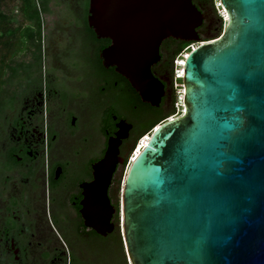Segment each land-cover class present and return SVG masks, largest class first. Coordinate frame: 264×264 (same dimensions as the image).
I'll list each match as a JSON object with an SVG mask.
<instances>
[{"label": "water", "instance_id": "1", "mask_svg": "<svg viewBox=\"0 0 264 264\" xmlns=\"http://www.w3.org/2000/svg\"><path fill=\"white\" fill-rule=\"evenodd\" d=\"M220 35L200 38L194 0H89L88 25L110 40L101 57L159 106L152 71L167 38L198 42L183 65V114L159 123L108 197L120 138L86 186L85 224L118 226L129 264H264V0H220Z\"/></svg>", "mask_w": 264, "mask_h": 264}, {"label": "flooded vegetation", "instance_id": "2", "mask_svg": "<svg viewBox=\"0 0 264 264\" xmlns=\"http://www.w3.org/2000/svg\"><path fill=\"white\" fill-rule=\"evenodd\" d=\"M47 6L40 29L34 26L39 38L32 40L29 59L17 58L2 85L0 264H97L100 239L108 243L121 232L117 212L116 227L107 235L86 226V186L110 139L118 136L107 193L119 205L122 173L148 132L142 113L170 107L174 96V64L165 56L174 38L163 40L161 59L152 66L165 84L160 105L152 106L103 62L110 40L89 27V0H49Z\"/></svg>", "mask_w": 264, "mask_h": 264}, {"label": "trees", "instance_id": "3", "mask_svg": "<svg viewBox=\"0 0 264 264\" xmlns=\"http://www.w3.org/2000/svg\"><path fill=\"white\" fill-rule=\"evenodd\" d=\"M199 2L204 6L202 10L206 15L203 25L198 28L200 38L205 40L210 36L221 34L223 31L221 26L222 18L214 7L215 0H199ZM48 3L49 0H0V90L2 89L5 74L11 67L14 57L26 49L29 41L39 38V35L38 37L35 36L33 29L34 26L40 29V24L42 23L41 12L48 9ZM194 3L199 6L197 1L194 0ZM212 16L216 18L213 23H211ZM216 16L219 17L217 18ZM172 43L175 47L170 46V54H165V56L169 57L170 62L173 64L175 58L183 53H189L193 45H199L198 42H187L179 39H173ZM179 84L182 85V81ZM171 85L170 87H172ZM173 95L170 107H167V105H164V107L161 105L160 108L151 107L147 109L146 113H142L144 115L141 116L149 121L147 125L148 132H151L159 123L173 115L174 103L177 101L174 88ZM116 207L119 209L118 202ZM115 218L118 222L119 211H117ZM113 240L118 242L119 245L117 247L122 249L125 264H128L121 233L116 232L113 235ZM100 242L103 243L105 241L100 239Z\"/></svg>", "mask_w": 264, "mask_h": 264}, {"label": "rangeland", "instance_id": "4", "mask_svg": "<svg viewBox=\"0 0 264 264\" xmlns=\"http://www.w3.org/2000/svg\"><path fill=\"white\" fill-rule=\"evenodd\" d=\"M214 7H215L217 13L221 15V18H222L221 26L224 28L227 18H226V14L224 12V9L220 5V0H215ZM215 21H216V18H214V16H212L211 23H213ZM212 27H213V25H212ZM218 35H220V34H218ZM218 35H214V36H210V37H215ZM186 54H188V53H186ZM184 57H185V53H183L181 56H178L174 60V70L172 73V76H173L172 78H173V88H174V91L176 94L177 101L174 103V111L172 113L173 115L181 114L182 110L184 109L183 108L184 88H183V84L182 85L179 84L180 81L183 82L182 78L179 79L180 78L179 73L181 71V69H180L181 65H180L179 59H181V58L183 59ZM74 60H77V59H74ZM85 71H86V69H85ZM0 72H1V70H0ZM2 93H3V91L1 89L0 90V97H1ZM127 171H128V169H127ZM125 173L126 172L124 170L122 173V176H123L122 178H124V176H126L127 173L126 174ZM99 244H100L98 247L99 248V255H98L99 256V258H98L99 262L97 264H125L124 253L120 247L119 248L117 247V245H119L118 242H115L112 239L108 243L99 242ZM123 245H124V243H123ZM124 249H125V247H124ZM125 253H126V250H125ZM126 257H127V255H126ZM127 261H128V257H127ZM128 264H129V262H128Z\"/></svg>", "mask_w": 264, "mask_h": 264}, {"label": "crops", "instance_id": "5", "mask_svg": "<svg viewBox=\"0 0 264 264\" xmlns=\"http://www.w3.org/2000/svg\"><path fill=\"white\" fill-rule=\"evenodd\" d=\"M30 36H32V35H30ZM33 44H34V41H32V40L29 41V42H28V45H27V47H26V49H25L23 52H21L20 54H17V55L14 57V59H13V61H12V63H11V67L7 70L4 79L6 78V75H7L8 73H9L10 75L12 74L13 70L15 69V63H16L17 58H19L20 56H23L25 59H29L28 53H30V50L33 49ZM5 81H6V80H4L3 83H5ZM9 83L12 85V82H9ZM9 83H8V84H9Z\"/></svg>", "mask_w": 264, "mask_h": 264}, {"label": "built area", "instance_id": "6", "mask_svg": "<svg viewBox=\"0 0 264 264\" xmlns=\"http://www.w3.org/2000/svg\"><path fill=\"white\" fill-rule=\"evenodd\" d=\"M198 46V45H197ZM196 46L195 45H193L192 47H191V49H194ZM187 55L188 54H185V57L182 59H179V62H183V60H185V58L187 57ZM178 74V73H177ZM179 77L181 78L182 77V73H181V71H180V73H179ZM184 110V109H183ZM183 110H182V112H181V114H178V115H173V116H171L170 118H174V117H176V116H180V115H182L183 114ZM169 118V119H170ZM156 128V127H155ZM154 128V129H155ZM153 129V130H154ZM152 130V131H153ZM152 131L151 132H148V133H146L145 135H143L140 139H139V141H138V143H137V145H136V147H135V149H134V151H133V154H132V156H131V159L133 160V158H134V154H135V152H136V150L139 148V146L141 147V148H143L144 147V145H142L141 146V144H142V142H143V139H146V141H148V139H149V136H150V134L152 133Z\"/></svg>", "mask_w": 264, "mask_h": 264}, {"label": "bare ground", "instance_id": "7", "mask_svg": "<svg viewBox=\"0 0 264 264\" xmlns=\"http://www.w3.org/2000/svg\"><path fill=\"white\" fill-rule=\"evenodd\" d=\"M225 12V11H224ZM226 14V13H225ZM227 14H226V18H227ZM185 61L183 60V62H180V65H181V73L184 72V68H183V65H184ZM147 143L146 139H143V142L141 144L142 145H145ZM142 151V148L139 146V148L136 150L135 154H134V157H136L140 152ZM134 159V158H133Z\"/></svg>", "mask_w": 264, "mask_h": 264}]
</instances>
